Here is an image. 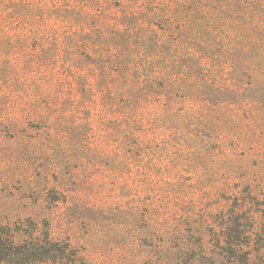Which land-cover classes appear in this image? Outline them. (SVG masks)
I'll list each match as a JSON object with an SVG mask.
<instances>
[{"label":"rangeland","instance_id":"1","mask_svg":"<svg viewBox=\"0 0 264 264\" xmlns=\"http://www.w3.org/2000/svg\"><path fill=\"white\" fill-rule=\"evenodd\" d=\"M66 1L87 9L94 38L152 4ZM147 28L132 31L139 52L158 49ZM62 30L0 32V224L48 225L55 257L38 264H264V82L193 62L128 133L95 66L79 83L64 62Z\"/></svg>","mask_w":264,"mask_h":264},{"label":"trees","instance_id":"2","mask_svg":"<svg viewBox=\"0 0 264 264\" xmlns=\"http://www.w3.org/2000/svg\"><path fill=\"white\" fill-rule=\"evenodd\" d=\"M151 1L147 18L138 17L133 23L119 19L108 25L106 34L94 38L88 31L87 19H83L87 9L71 5L70 1L48 10L37 0H0V32L38 35L47 31L50 24H58L63 28L65 47L73 49L64 62L73 69L79 83L84 78L81 71L95 66L106 85V98H118L128 133L135 127L133 113L147 104L152 95L161 96L168 87L180 90L178 82L193 62L201 67L223 64L231 70H242L250 85L264 82V0H247L244 11L226 0L148 2ZM104 2L103 14L112 0ZM116 3L130 6L135 2ZM230 7L236 9L232 15ZM138 13L137 8L131 7L126 15ZM145 23L158 48L150 53L139 52L140 45L132 35L134 28ZM162 41H168V51L160 49L166 44ZM183 46L187 52H175L174 48ZM217 46L227 49L219 54L214 51ZM185 58L190 61L181 68L179 63ZM19 233L25 238L18 240ZM54 257L48 225L40 228L31 221L29 228L19 229L0 224V262L38 264Z\"/></svg>","mask_w":264,"mask_h":264}]
</instances>
